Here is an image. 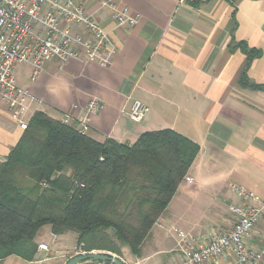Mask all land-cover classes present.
Wrapping results in <instances>:
<instances>
[{"label":"crops","instance_id":"1","mask_svg":"<svg viewBox=\"0 0 264 264\" xmlns=\"http://www.w3.org/2000/svg\"><path fill=\"white\" fill-rule=\"evenodd\" d=\"M76 1L111 31L117 51L113 63L102 68L86 60L61 64L50 59L36 80L26 65L28 78L16 79L34 99L27 121L37 112L59 121L69 114L78 127L88 104L99 100L105 108L89 117L87 133L98 142L134 144L145 133L172 130L197 144L200 152L144 242L141 256L127 247H122L121 257L90 252L125 264H183L172 228L205 240L229 232L236 221L230 207L239 202L231 183L264 201V91L240 85L248 58L240 48L230 49L234 36L237 43L262 52L247 76L251 84L264 87V0H111L140 16L138 25L118 30L111 10L103 7L109 0ZM192 2L201 4L193 7ZM135 101L147 109L141 122L130 117ZM23 132L0 103V163ZM44 230L47 237L41 235ZM77 239L76 233L54 235L51 226H45L36 235L38 249L32 261L12 255L0 264H67L85 252ZM246 243L263 248L264 222ZM41 244L48 250H39ZM234 261L231 255L221 264Z\"/></svg>","mask_w":264,"mask_h":264},{"label":"trees","instance_id":"2","mask_svg":"<svg viewBox=\"0 0 264 264\" xmlns=\"http://www.w3.org/2000/svg\"><path fill=\"white\" fill-rule=\"evenodd\" d=\"M236 48L248 58L240 85L264 91L247 76L262 52L232 36L230 49ZM199 152L172 130L145 133L134 144L98 142L37 112L0 163V260L17 255L32 261L36 235L45 226L54 235L76 233L78 247L88 254L101 250L121 257L127 246L141 256Z\"/></svg>","mask_w":264,"mask_h":264},{"label":"built area","instance_id":"3","mask_svg":"<svg viewBox=\"0 0 264 264\" xmlns=\"http://www.w3.org/2000/svg\"><path fill=\"white\" fill-rule=\"evenodd\" d=\"M103 7L112 12L114 30L134 27L140 22L139 15H133L128 7L119 8L111 0ZM116 53L111 31L102 27L76 0H0V103L8 107L23 131L28 128L26 117L34 99L29 89L17 83L15 69L18 65H29L31 79L36 80L50 59H57L61 64L73 59L86 60L107 68ZM104 108L102 102L92 100L78 131L87 135L89 117ZM146 111L142 102L135 101L130 117L141 122ZM72 120L67 114L61 122L72 125ZM187 182L191 183V179L188 178ZM229 188L239 199L238 204L230 207L236 221L229 232L205 240L172 228L183 264H221L231 255L235 258L234 264H264V246L257 250L246 243L247 237L264 222V201L236 183H231ZM39 250L46 251L48 246L41 244ZM85 254L78 252L76 256ZM80 264L105 263L89 261Z\"/></svg>","mask_w":264,"mask_h":264},{"label":"water","instance_id":"4","mask_svg":"<svg viewBox=\"0 0 264 264\" xmlns=\"http://www.w3.org/2000/svg\"><path fill=\"white\" fill-rule=\"evenodd\" d=\"M110 263V264H125L121 259L106 254H85L72 258L67 264H80L85 262Z\"/></svg>","mask_w":264,"mask_h":264},{"label":"rangeland","instance_id":"5","mask_svg":"<svg viewBox=\"0 0 264 264\" xmlns=\"http://www.w3.org/2000/svg\"><path fill=\"white\" fill-rule=\"evenodd\" d=\"M29 72H30V69L28 68V66H24V65H18L15 69V75L17 77V79H22V80H25L28 78V75H29ZM199 218H202L201 216H199ZM43 233V234H42ZM41 235L42 237H47L48 236V232H46V230L42 231L41 232ZM70 238H72V234L69 235ZM47 242L48 244H52L51 240L47 239ZM127 247V246H126ZM128 249V247H127Z\"/></svg>","mask_w":264,"mask_h":264}]
</instances>
